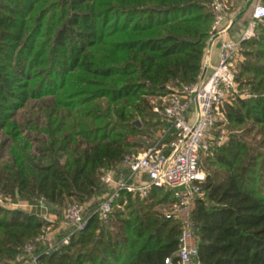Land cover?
<instances>
[{
  "label": "trees",
  "instance_id": "16d2710c",
  "mask_svg": "<svg viewBox=\"0 0 264 264\" xmlns=\"http://www.w3.org/2000/svg\"><path fill=\"white\" fill-rule=\"evenodd\" d=\"M215 1L0 0V264L43 233L42 198L54 213L73 201L95 211L109 191L104 169L121 168L159 125L158 145L173 136L154 101L202 76ZM228 5L246 25L250 1ZM243 45L248 96L224 104L232 133L207 158V196L193 212L201 264H264V21ZM174 200L160 187L123 191L109 221L88 213L43 263L180 264L181 225L158 208Z\"/></svg>",
  "mask_w": 264,
  "mask_h": 264
},
{
  "label": "built area",
  "instance_id": "2783aa9c",
  "mask_svg": "<svg viewBox=\"0 0 264 264\" xmlns=\"http://www.w3.org/2000/svg\"><path fill=\"white\" fill-rule=\"evenodd\" d=\"M248 1L252 4L251 14L238 37L231 34L238 15L229 13L230 6L225 0L213 3L216 18L205 52L204 76L202 73L198 81L154 101V111L172 125L171 141L150 147L138 155L127 154L121 168L104 169L101 176L109 191L94 213L103 221L110 220L115 202L123 191L141 198L148 196L153 187L174 192L175 200L162 212L164 217L181 225L177 252L180 264H201L198 261L200 240L193 212L197 200L207 196L203 185L207 176L203 169V153L212 152L213 141L209 140H214L211 134L223 113L221 108L239 93L237 77L242 45L257 36V29L264 21V0ZM215 49H218L216 59ZM223 143L219 142V146ZM0 203H3L1 198ZM39 203L49 210L43 198ZM44 215L43 210L40 216ZM64 217L73 230L82 231L90 215L87 205L75 202L64 209ZM45 218L55 223L52 215ZM47 228L50 230L51 227ZM70 237L71 234L59 239L52 232L43 231L35 242L25 246V256L13 264H44L42 256L69 244ZM165 264H172V259L166 258Z\"/></svg>",
  "mask_w": 264,
  "mask_h": 264
},
{
  "label": "rangeland",
  "instance_id": "374dc122",
  "mask_svg": "<svg viewBox=\"0 0 264 264\" xmlns=\"http://www.w3.org/2000/svg\"><path fill=\"white\" fill-rule=\"evenodd\" d=\"M226 3H228V0H225ZM229 11V10H228ZM263 22L260 23V25L262 24ZM245 49H247V47L245 45H242V49H241V52H240V61H239V64H238V70L240 71V66H241V63H243L245 60H246V56H245ZM243 61V62H242ZM238 80V79H237ZM239 84V83H238ZM239 88V87H238ZM177 90H180L177 89ZM239 93L241 94V89L239 88ZM238 93V94H239ZM243 95V97H247L248 94H241ZM159 98H157L158 100ZM224 107V106H223ZM223 107L221 108V112L222 115L219 116V122L217 124V127L214 128L213 132H212V139L214 140H209L210 141H213V147L211 148L212 152H210L209 154H206V153H203V169L206 171L207 170V164H208V161H207V158L211 155H213V151L215 149L216 146H219V142L221 141H226L229 137H230V134L232 133V131L230 130L229 128V121L226 119L225 117V113L223 111ZM29 108H25L23 110H21V112L19 113L18 115V118H24L25 116H28L30 114V111L28 110ZM163 125H159L158 128H157V131H155L154 134H152L151 136H148V137H143V140L144 142H146L147 144V147L145 148H136L135 150L131 151L130 153L128 154H134V155H138L139 153H142L143 151L147 150L148 148L150 147H153L154 145H156L155 143H157V145L160 143V139H161V136H160V132L162 129H163ZM170 138H168V141L167 142H170L171 139L173 138V136H168ZM159 146V145H158ZM211 147V146H210ZM104 195L98 197L96 199V201H101L102 198H103ZM75 202H79V201H75ZM74 201L73 202H69L66 204L65 207L62 208V211L59 212H56L54 213L53 211H51L50 209L47 211L44 209V213L45 215L42 217V219L44 220L45 222V227L43 228V231H50L52 232V234L55 235V237H59L61 234H62V231L64 232H69L72 230V226H70L66 221H65V217H64V209L71 203H75ZM81 203V202H80ZM171 201H167L166 203H163L162 205H159L158 208L163 211L165 208H167L169 205H170ZM87 206L91 205V204H88V203H83ZM7 206H10V207H23L27 210H32L35 208V206H31L29 205L27 202L25 201H19L18 203L16 202H12L11 200H9L6 204ZM117 208V207H116ZM93 210H89V214H93L92 212ZM53 216V219L55 220V223H50L48 219H46L45 217L47 218H50V216ZM48 226H50V230H48ZM59 226H63L64 229H58ZM42 231V232H43Z\"/></svg>",
  "mask_w": 264,
  "mask_h": 264
},
{
  "label": "crops",
  "instance_id": "0c3cea01",
  "mask_svg": "<svg viewBox=\"0 0 264 264\" xmlns=\"http://www.w3.org/2000/svg\"><path fill=\"white\" fill-rule=\"evenodd\" d=\"M231 10V9H230ZM229 10V13L232 15V14H236L238 12H234V13H231V11ZM245 26V25H244ZM244 26H242L241 23H237V21L234 23L232 29H231V34L234 35L235 37H238L239 34H240V31L244 28ZM217 55H218V49H215L214 50V57L215 59L217 58ZM59 230L60 229H64L63 226H59L58 228Z\"/></svg>",
  "mask_w": 264,
  "mask_h": 264
},
{
  "label": "water",
  "instance_id": "95a60500",
  "mask_svg": "<svg viewBox=\"0 0 264 264\" xmlns=\"http://www.w3.org/2000/svg\"><path fill=\"white\" fill-rule=\"evenodd\" d=\"M205 72H206V70L204 69V71H203V76H204ZM137 123L139 124V121H138Z\"/></svg>",
  "mask_w": 264,
  "mask_h": 264
}]
</instances>
